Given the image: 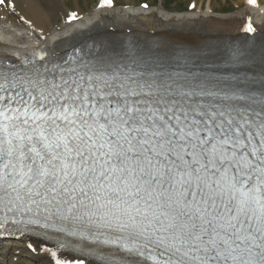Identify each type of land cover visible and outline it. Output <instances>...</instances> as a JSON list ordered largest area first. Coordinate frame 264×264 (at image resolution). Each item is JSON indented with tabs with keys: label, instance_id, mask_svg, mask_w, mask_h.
Here are the masks:
<instances>
[{
	"label": "snow or ice",
	"instance_id": "6c2138e0",
	"mask_svg": "<svg viewBox=\"0 0 264 264\" xmlns=\"http://www.w3.org/2000/svg\"><path fill=\"white\" fill-rule=\"evenodd\" d=\"M255 83L184 51L0 65V233L51 264H264Z\"/></svg>",
	"mask_w": 264,
	"mask_h": 264
},
{
	"label": "bare ground",
	"instance_id": "6f19581e",
	"mask_svg": "<svg viewBox=\"0 0 264 264\" xmlns=\"http://www.w3.org/2000/svg\"><path fill=\"white\" fill-rule=\"evenodd\" d=\"M144 1L117 0L114 5L112 0L110 8H103L101 0L98 8L94 4V9H90L88 0H6L7 5L14 3L16 9L12 11L9 6H0V28H4L3 23H10L16 29L25 30L29 36L37 32L42 43L34 44L32 48L37 45L45 46L51 50V54L65 53L87 43L88 39L97 37L111 50L129 41L133 47L155 44L158 55H161L160 50L175 46L180 49L179 53H190L194 60L205 56L212 58L220 51L225 54L228 62L238 63L232 60L231 54L239 51L244 54L239 62L250 64L249 73L254 76L253 80L258 84L264 80V72L258 70L254 63V60H264V11L261 8L257 10L264 0L253 7L247 5L241 10L221 15L217 13L234 8L231 1L238 5L242 0H225L227 4L230 1L227 6H219L216 0H208L207 13L201 9L202 2L194 0L197 7L181 15L171 14L181 12L178 5L172 8L166 1H162L158 10L168 13H161V16L150 8L137 9ZM124 3L132 9L124 7ZM147 3L152 5L154 0H148ZM254 10L256 14L252 13ZM109 13L113 17H109ZM73 14L78 21H69ZM249 21L256 27L258 40L251 47L245 44L241 46L240 43L245 42L248 37L244 25ZM25 38V34L17 35L16 40ZM14 45L13 42L0 39V57L18 62L14 59L17 49ZM109 57L121 61L115 55L111 54ZM30 242L37 248L35 256L38 262L51 264L47 254L38 246L37 238Z\"/></svg>",
	"mask_w": 264,
	"mask_h": 264
},
{
	"label": "rangeland",
	"instance_id": "374dc122",
	"mask_svg": "<svg viewBox=\"0 0 264 264\" xmlns=\"http://www.w3.org/2000/svg\"><path fill=\"white\" fill-rule=\"evenodd\" d=\"M145 1H148V0H145ZM162 1H166V4L169 7H172V8H174L175 5H178L179 6L181 12L180 13H178V12H172L171 14L181 15V14H184L186 11H193L194 10V9H190V4L191 3H194V0H154V3L152 5H150V10L157 11V13H158L159 16H161V13H164V14H167L168 13L165 10H158V7H161ZM200 1L202 2V5H203V7L201 9H204L205 13H207L208 12V10H207L208 0H200ZM82 2H83V0H82ZM231 2H232L231 4L234 5V8H232V9H226L225 11L219 12L217 14L218 15H221V14L229 13V12H232V11H238V10H241L243 8V6H245V7L247 6L245 0H242L238 5H235L234 4V1H231ZM96 3H98V0H88L87 5L89 6L90 9H94L93 5L96 4ZM216 3H218L219 6H227V5H229L230 1H228V4H227L225 2V0H216ZM194 5H197V3H195V4L191 5V6L194 7ZM127 6L128 5L125 4L124 7L128 8ZM140 8L141 9H144L140 5L137 6V9H140ZM128 9L131 10L132 8H128ZM148 9H145V10H148ZM261 9L264 11V3H263V6L261 7ZM85 11L87 12V10H85ZM252 13L256 14V11L254 10V11H252ZM259 15H260V13H259ZM108 16L109 17H113V15L110 14V13L108 14ZM3 35H4V33H3ZM8 35H9L10 38H12L14 34L11 32ZM5 38H6V36H5ZM37 40H38V38H37ZM15 44L16 45H20V46H22L24 48H27V50L30 49L29 45L28 44H25L23 41H22V43H15ZM10 246L11 245H9V244L5 245V248H4L3 252L7 251L10 248ZM0 257H2V256H0ZM21 260L31 261L34 264H39V263H37V258L35 256V254H34V256H31L26 251L23 252V255L21 256ZM0 264H2V263H0Z\"/></svg>",
	"mask_w": 264,
	"mask_h": 264
}]
</instances>
